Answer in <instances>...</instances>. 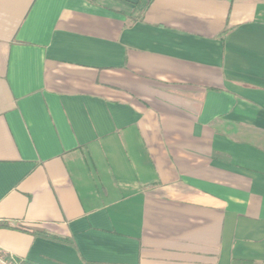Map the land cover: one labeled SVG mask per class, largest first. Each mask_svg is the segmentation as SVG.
<instances>
[{"label": "crops", "instance_id": "obj_1", "mask_svg": "<svg viewBox=\"0 0 264 264\" xmlns=\"http://www.w3.org/2000/svg\"><path fill=\"white\" fill-rule=\"evenodd\" d=\"M0 222L28 264H264V0H0Z\"/></svg>", "mask_w": 264, "mask_h": 264}, {"label": "built area", "instance_id": "obj_2", "mask_svg": "<svg viewBox=\"0 0 264 264\" xmlns=\"http://www.w3.org/2000/svg\"><path fill=\"white\" fill-rule=\"evenodd\" d=\"M0 264H28L24 258L0 251Z\"/></svg>", "mask_w": 264, "mask_h": 264}, {"label": "trees", "instance_id": "obj_3", "mask_svg": "<svg viewBox=\"0 0 264 264\" xmlns=\"http://www.w3.org/2000/svg\"><path fill=\"white\" fill-rule=\"evenodd\" d=\"M0 227H9V225L6 222H0Z\"/></svg>", "mask_w": 264, "mask_h": 264}]
</instances>
